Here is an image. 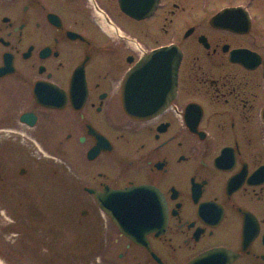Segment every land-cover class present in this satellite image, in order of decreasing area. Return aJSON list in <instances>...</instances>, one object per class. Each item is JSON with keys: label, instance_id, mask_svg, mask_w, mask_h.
Segmentation results:
<instances>
[{"label": "flooded vegetation", "instance_id": "flooded-vegetation-1", "mask_svg": "<svg viewBox=\"0 0 264 264\" xmlns=\"http://www.w3.org/2000/svg\"><path fill=\"white\" fill-rule=\"evenodd\" d=\"M128 3L148 0H0V200L36 226L18 191L48 171L69 232L36 226L43 264H264V0ZM169 46L173 92L132 86L165 108L127 115L126 74Z\"/></svg>", "mask_w": 264, "mask_h": 264}, {"label": "rangeland", "instance_id": "rangeland-1", "mask_svg": "<svg viewBox=\"0 0 264 264\" xmlns=\"http://www.w3.org/2000/svg\"><path fill=\"white\" fill-rule=\"evenodd\" d=\"M41 176V184L42 186H44V188L42 189L43 192L39 193L37 192L38 190H34L32 187H30L31 189L26 190L25 193L22 187L21 192L18 191V193L19 196L23 198L22 200H26L25 195L27 193L35 195L34 200L36 199L37 201L36 205L40 206L39 218L37 220L38 222L36 223V226L40 227L42 236L46 233L50 234V229H52V227L57 228L58 233L56 231L53 232L51 237L57 234L55 236L57 239V243L62 244V242L68 239L67 234L65 235L62 233H68L69 231L65 229H59L61 228L59 224H57V226L52 225L53 218L51 219L50 217L52 215V198L49 194H47V192H51V179L48 171H45L44 169ZM28 203L29 202L23 203L25 209L23 208L22 210L20 209L21 204H17L16 202H9L6 200H0V260L4 264L42 263L39 258L40 253L36 252V247L42 242L44 244L46 243L44 242L43 237L38 235V228L35 225H30L31 218L28 219V216L33 215L37 212L34 213V210H29L30 212H28V209L31 208L30 204ZM18 218L20 219L18 220ZM55 237L53 238L55 239Z\"/></svg>", "mask_w": 264, "mask_h": 264}, {"label": "water", "instance_id": "water-1", "mask_svg": "<svg viewBox=\"0 0 264 264\" xmlns=\"http://www.w3.org/2000/svg\"><path fill=\"white\" fill-rule=\"evenodd\" d=\"M153 6H151V2L140 5L138 9H135L129 3L122 6V10L124 13L136 17L142 18L149 15L153 9L155 8V3L157 0H153ZM175 52L173 50V46L165 47L159 50H155L152 54L145 56V58L138 64L136 67L132 68L125 76L123 83V103L122 108L123 111L131 116L137 118H147L156 112L164 109L166 106L167 99L160 98H152L151 95H147L144 97H135L133 95V82L136 78L139 80L138 86H142L146 92V87L148 86V79L157 78L160 76L164 79L165 82L169 81L171 84V92L176 85V77H177V69L179 64V56L173 57L172 53ZM152 59H162L163 64L161 66H151ZM140 87V89H142ZM154 91H157V87L155 86ZM153 102L152 105H142L140 102ZM158 101V102H157ZM114 220H116L115 215L112 216ZM115 217V218H114Z\"/></svg>", "mask_w": 264, "mask_h": 264}, {"label": "snow or ice", "instance_id": "snow-or-ice-1", "mask_svg": "<svg viewBox=\"0 0 264 264\" xmlns=\"http://www.w3.org/2000/svg\"><path fill=\"white\" fill-rule=\"evenodd\" d=\"M209 255L206 257V264H218L217 254L208 253Z\"/></svg>", "mask_w": 264, "mask_h": 264}, {"label": "bare ground", "instance_id": "bare-ground-1", "mask_svg": "<svg viewBox=\"0 0 264 264\" xmlns=\"http://www.w3.org/2000/svg\"><path fill=\"white\" fill-rule=\"evenodd\" d=\"M0 264H4V263H2V261L0 260Z\"/></svg>", "mask_w": 264, "mask_h": 264}]
</instances>
